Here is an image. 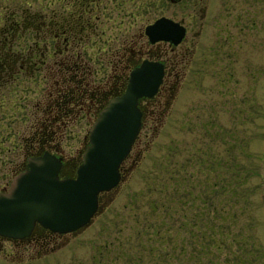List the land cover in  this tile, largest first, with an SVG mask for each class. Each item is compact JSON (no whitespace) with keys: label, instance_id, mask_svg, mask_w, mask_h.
Listing matches in <instances>:
<instances>
[{"label":"rangeland","instance_id":"374dc122","mask_svg":"<svg viewBox=\"0 0 264 264\" xmlns=\"http://www.w3.org/2000/svg\"><path fill=\"white\" fill-rule=\"evenodd\" d=\"M101 2L97 24L107 47L97 35L90 39L94 45L69 53L90 58L92 79L99 83L102 60H116L128 43L140 49L141 31L156 19L182 16L181 3L169 0ZM33 4L49 10L44 0ZM56 42L63 49V41ZM47 54L44 67L23 77L13 93L0 90V191L37 150L27 153L24 144L39 131L55 92L47 66L60 69L68 53ZM232 57L199 49L186 75L184 62L176 67L172 89L161 96L168 104L141 129L123 180L103 193L102 210L87 227L39 245L2 240L0 264H264V78L259 81V67L248 78L245 57L218 62ZM95 119L55 132L56 154L82 159ZM140 251L143 260L137 262Z\"/></svg>","mask_w":264,"mask_h":264},{"label":"water","instance_id":"95a60500","mask_svg":"<svg viewBox=\"0 0 264 264\" xmlns=\"http://www.w3.org/2000/svg\"><path fill=\"white\" fill-rule=\"evenodd\" d=\"M151 43L182 42L186 30L162 16L145 27ZM165 75L164 65L144 60L132 70L125 92L109 101L91 126L76 176L61 178L63 159L49 151L28 158V167L0 191V236L24 240L37 224L55 233H77L102 210L100 194L119 186L121 166L142 129L139 101L154 97Z\"/></svg>","mask_w":264,"mask_h":264},{"label":"flooded vegetation","instance_id":"af4514ba","mask_svg":"<svg viewBox=\"0 0 264 264\" xmlns=\"http://www.w3.org/2000/svg\"><path fill=\"white\" fill-rule=\"evenodd\" d=\"M169 1L172 4L181 3L182 16L179 22L185 27L186 33L180 44L175 45L170 41L151 43L144 28V31H141V36L145 38L142 47H149V49L141 47L137 50L134 47L135 45L132 47L131 44L118 51L119 54L116 55V60L113 58L103 60L102 67H100L102 71V82L100 83L96 82L95 78L92 79L94 71L90 66L89 70L81 69V67L76 68L77 70H74L75 76L79 77L77 80L70 82L72 85L68 84L62 74L67 69L62 68V64L59 65L60 69H56V95L53 94L47 102V109L43 112L50 116L45 118L46 125L43 124L42 126L45 128L51 127L57 131L62 126L67 127V125L73 124L74 121H81L83 118L89 117V119H92L96 117L97 119L111 99L121 96L125 92L127 86L124 90L122 88L126 76L128 85L132 70L139 67L146 59L162 62L165 75L157 94L151 98L144 97L139 101V107L143 113L142 129L145 123L147 124L157 115V110L160 107L168 104V100L162 101L161 96L163 93H167L169 88L172 89L169 82L171 76L175 75L176 67L184 62L186 65L184 75H186L187 69H189V65L199 49H206L209 52H215L217 55H233L228 62L218 61L224 64L236 63L237 56L245 57V68L249 73L248 78L252 79L253 77V67H259L258 69L262 73L259 81L264 78V0ZM107 44L106 41L105 47H107ZM223 68L226 71V66H223ZM228 71L229 74H232V70L228 69ZM86 73L89 75H84ZM96 73L98 74V70H96ZM140 136L141 133L132 150L139 141ZM53 140H47L48 145L43 148L40 147L39 150L34 151L33 155L27 157L25 169L28 167V158L30 157L43 155L47 151L56 154L52 145ZM131 152L126 159L131 157ZM57 156L61 157L64 162L61 178L76 176L74 168L77 160H80L81 157L66 160L61 154H57ZM124 163L121 166L122 174L125 172ZM134 163H136V159H134ZM132 166H129V170ZM103 195L100 196L101 204ZM64 235L52 232L37 224L31 236L24 239L26 242L30 241L39 245L43 243L41 242L43 239H63ZM2 240L9 241V239L0 236V241Z\"/></svg>","mask_w":264,"mask_h":264},{"label":"trees","instance_id":"16d2710c","mask_svg":"<svg viewBox=\"0 0 264 264\" xmlns=\"http://www.w3.org/2000/svg\"><path fill=\"white\" fill-rule=\"evenodd\" d=\"M33 1L0 0V90L3 89V92L9 90L10 94L13 93L15 87L23 81V77H28L34 71L38 72L39 69H42L44 67L42 63L46 62L47 52L49 53L51 50H53L54 56L60 53L69 54L75 49L81 52L80 50L86 49L87 45L92 46L97 43L96 41L91 45L92 42H90V39L97 35L101 37L99 43L102 45L104 43V49L106 41L108 43V40L102 36L103 29L99 30L97 24L99 16L96 10L103 9L101 0H44L49 7L46 13L40 11ZM56 3H58L57 6ZM56 39L63 41V49L58 46ZM26 45L28 48L22 49V46ZM126 45H130V43ZM68 54H63V59L59 60L58 66L62 64V68L67 69L62 74L68 84L72 85L70 82L79 77L75 76L74 70L80 67L89 70L91 59L83 54H76V52L75 55L69 54L70 56H68ZM74 65L76 67L71 68ZM50 67L53 66H47L48 72L46 73L52 81H56V65L55 69H50ZM84 75L88 76L89 74ZM127 82L126 76L123 90L126 88ZM54 91L53 94L56 95V88ZM18 97L23 98V95ZM49 116V114L43 113L39 120L40 126L37 129L41 132L32 131V135L29 137L32 142L27 143L26 146L24 144L25 152L31 154L32 149L43 148L48 145L47 140L55 138L53 137L55 132L62 131L42 126L46 125L45 118H49ZM10 120H13V115ZM34 132L36 135L33 136ZM80 163L81 158L77 160L74 168L75 173ZM163 250L165 254L166 249ZM142 256H144L143 251L137 253L136 261L143 260Z\"/></svg>","mask_w":264,"mask_h":264},{"label":"bare ground","instance_id":"6f19581e","mask_svg":"<svg viewBox=\"0 0 264 264\" xmlns=\"http://www.w3.org/2000/svg\"><path fill=\"white\" fill-rule=\"evenodd\" d=\"M36 227V226H35ZM34 231V230H33ZM33 231H32V233H33ZM31 236V235H30ZM27 238V237H26Z\"/></svg>","mask_w":264,"mask_h":264}]
</instances>
